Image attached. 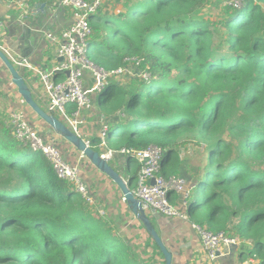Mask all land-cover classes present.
Masks as SVG:
<instances>
[{
  "label": "trees",
  "instance_id": "1",
  "mask_svg": "<svg viewBox=\"0 0 264 264\" xmlns=\"http://www.w3.org/2000/svg\"><path fill=\"white\" fill-rule=\"evenodd\" d=\"M209 2L102 0L90 15L88 58L105 70L135 71L99 93L100 104L111 99L120 111L106 149L160 146L162 175L187 182L188 219L240 239L241 258L264 264V0L217 7L220 21L204 13ZM11 131L0 115V264H153L154 255H137L116 222ZM184 133L203 148L200 163L180 157ZM90 144L100 150L98 138ZM124 156L133 184L139 165Z\"/></svg>",
  "mask_w": 264,
  "mask_h": 264
},
{
  "label": "built area",
  "instance_id": "2",
  "mask_svg": "<svg viewBox=\"0 0 264 264\" xmlns=\"http://www.w3.org/2000/svg\"><path fill=\"white\" fill-rule=\"evenodd\" d=\"M0 1L14 7L20 20L24 19L30 12L29 0ZM101 3L102 0H57L56 3L52 4L51 9L55 10L62 7L70 8L73 20L57 34L49 30L41 31V34L46 39L56 45V54L59 60L49 69L37 71L38 82L41 85L40 92L44 98L43 105L46 112L59 118L72 133L91 147L87 134L84 133L86 118L82 113L92 109L93 100L91 95L93 93H101L110 80L123 81L122 78L126 75L129 77L135 76V71L131 69L132 67L120 66L116 69L105 70L98 67L88 58L92 35L89 17L96 13ZM244 3L245 0H210L207 8H212L213 10L211 11L208 9L209 13L215 15L218 13V8L240 9ZM0 49L13 65L21 68H31L25 60H20L11 55L4 46L0 45ZM127 60L135 66L140 65L141 62V59L136 58ZM84 70H89L92 73L90 86H85L83 81ZM138 77L148 79L149 74L146 71H141ZM7 123L10 125L12 135L17 141L28 146L32 151L41 152L50 162L57 177L73 183L76 191L89 204L94 205L92 196L80 180L79 165L67 163L58 147L54 143L44 140L36 126L26 119L22 110L14 108L10 111ZM106 137L107 125H104L98 133L99 147L106 145ZM111 152L109 150L104 155L109 157L112 155ZM119 152L130 154L139 165L136 185L132 188V193L140 201L141 207L146 214L159 213L165 216L188 219L186 212L176 208L170 201V194L172 193H179L184 195V197L190 194L187 182L182 176L171 175L164 177L162 175L163 149L160 146L149 145L139 150L121 149ZM121 200L126 204L123 196ZM99 214L103 215V212L100 211ZM192 227L199 237L200 245L208 261H216L217 257L224 254V247L226 246L232 245L235 249L234 251L240 253L243 245L240 239L228 236L223 232L206 230L197 224H192ZM151 257L152 254L147 259ZM256 263L257 259L250 255L242 258L239 262V264Z\"/></svg>",
  "mask_w": 264,
  "mask_h": 264
},
{
  "label": "crops",
  "instance_id": "3",
  "mask_svg": "<svg viewBox=\"0 0 264 264\" xmlns=\"http://www.w3.org/2000/svg\"><path fill=\"white\" fill-rule=\"evenodd\" d=\"M29 5V14L20 20L18 12L14 7L0 1V45L7 48L11 55L20 60H25L30 65L31 68L14 66L21 71V74L28 73L25 80L27 79L26 82L32 91L33 97L45 110L37 71L49 69L58 62L59 58L56 54V45L46 39L41 34V31L49 30L52 33H59L72 22L73 14L68 7L55 10L51 9L53 5L49 6L46 4L44 11H37L34 4L29 3ZM208 9L210 11L213 10L212 8ZM91 74V71L84 70L83 81L85 86L91 85ZM115 81L116 83L120 82L118 80ZM5 94V99L12 108L22 110L26 119L36 126L44 140L52 142L58 147L63 159L67 163L79 165L80 180L94 200L93 207L98 212H103L102 216L118 224L120 232L125 236L133 249L138 250L137 247H139L140 252H138H142L143 255L145 254V258L150 254L154 255V258H151L153 264H164L163 257L157 253V249L154 247L153 241L147 231L134 218L126 204L122 202L121 198L123 195L117 185L92 165L76 147L59 134L52 132L43 120L20 98L16 87L11 83L6 67L0 60V97L5 96ZM91 96L93 102L96 99L98 101L99 93H93ZM99 104L98 102L93 105L91 110L82 112L86 118L84 133L87 134L89 141L94 137L98 138V133L104 125H107L108 132L110 123H117L119 120L120 112L118 108H116V113L104 115L98 108ZM99 151L106 154L109 150L106 149L105 145L100 147ZM110 151L113 154L109 156L108 162L119 171L124 181L128 183L131 172L129 173L124 170L126 164L125 154L118 150ZM135 185L136 179L133 184H130V182L128 184L131 190ZM186 198L184 195L178 193L173 194L170 201L176 208L185 211ZM148 216L165 246L172 254L171 264H239L242 259L240 253L238 251L235 252L234 247L230 245L224 247L223 255L225 256L221 260L210 262L206 259L199 237L192 227L194 223L189 219L170 217L159 213H149ZM138 252L135 251L137 255Z\"/></svg>",
  "mask_w": 264,
  "mask_h": 264
},
{
  "label": "water",
  "instance_id": "4",
  "mask_svg": "<svg viewBox=\"0 0 264 264\" xmlns=\"http://www.w3.org/2000/svg\"><path fill=\"white\" fill-rule=\"evenodd\" d=\"M34 7L37 11H44L46 3H35ZM0 60L6 67L11 83L16 87V90L22 100L43 120V122L52 130V132L59 134L66 139L70 144L76 147L100 172L109 177L120 189L128 209L133 216L143 225L150 238L158 246L162 256L164 264H171L172 254L165 246L162 238L157 233L156 229L151 223L148 214L142 209L140 201L134 197L132 190L129 188L128 183L124 181L119 171L116 170L108 162L109 157L93 149L91 146L85 144V142L77 135L72 133L69 128L55 115L46 112L34 99L32 91L28 86L25 78L21 74V71L16 68L5 53L0 49ZM113 154V152H112Z\"/></svg>",
  "mask_w": 264,
  "mask_h": 264
},
{
  "label": "rangeland",
  "instance_id": "5",
  "mask_svg": "<svg viewBox=\"0 0 264 264\" xmlns=\"http://www.w3.org/2000/svg\"><path fill=\"white\" fill-rule=\"evenodd\" d=\"M120 8L121 7L118 5L117 7H112V10L114 9V11L117 12V11L120 10ZM207 9H208L207 7L204 8V13H208L209 12V10H207ZM210 16H211L212 19H217V20L220 21L224 15H221V14L220 15H213V14L211 15L210 14ZM213 21H215V20H213ZM122 79H123V81H120L119 83L120 84L121 83L125 84L126 81L129 79V76L126 75ZM85 81H86V79H85ZM5 97H6V94H5V96L0 97V115L2 116V118L4 120H7L8 119V114L10 113L9 111L11 109H13V108L9 104V102L6 101ZM97 103H98V101L96 99V101L93 102V105L97 104ZM113 103H114L113 100L107 99L106 101H104L101 104H99L98 108L101 110L102 113H104V115H112L113 113H116V107H117V106H114ZM196 138L197 137L193 136L192 134H187L186 135L185 133L178 138V140L180 141V144H181L180 157L182 159H184V158L187 159L188 156H192V154H193V156L191 158L194 160V164L200 163L201 153L203 152V148L201 146L200 147L199 146H195ZM199 141H200V139L197 140V142H199ZM201 210H202L201 213H203V214L205 212H207L206 208H201ZM197 216H198V214L196 215V217ZM137 248H138V250L134 249L136 252L139 251V247H137ZM139 252H138V255L142 259L145 260V254L143 255L142 252L141 253H139ZM224 256L225 255H221V256L217 257L216 261L221 260Z\"/></svg>",
  "mask_w": 264,
  "mask_h": 264
}]
</instances>
